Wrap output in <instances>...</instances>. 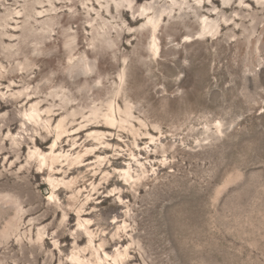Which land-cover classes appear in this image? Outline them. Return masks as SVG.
Returning a JSON list of instances; mask_svg holds the SVG:
<instances>
[{"label":"rangeland","instance_id":"obj_1","mask_svg":"<svg viewBox=\"0 0 264 264\" xmlns=\"http://www.w3.org/2000/svg\"><path fill=\"white\" fill-rule=\"evenodd\" d=\"M152 1L153 32L121 0H0V264H264V4L132 6ZM206 17L218 29L199 36ZM61 120L52 152L82 162H29Z\"/></svg>","mask_w":264,"mask_h":264},{"label":"bare ground","instance_id":"obj_2","mask_svg":"<svg viewBox=\"0 0 264 264\" xmlns=\"http://www.w3.org/2000/svg\"><path fill=\"white\" fill-rule=\"evenodd\" d=\"M122 1H124L125 2V4H128V6H129V9H130V11H131V16H132V18H134L135 16L137 17L135 20H133L132 22L133 23H135V22H137V20H142L143 18L144 19H146V23L144 24V26H148L149 27V30L151 31V32H153L155 29H156V25H157V23L159 22V20H160V17H161V12L160 11H158V10H156L155 9V4H157L156 2L157 1H152L151 3H147V4H143V5H140L139 7H138V9L137 10H135L134 11V6H132L133 5V3L135 4V3H140L141 1L143 2V1H145V0H121V2L119 3V2H115V8L116 9H119V10H121L122 8L120 7V6H123V2ZM172 1V3L174 4V5H176V3H175V1L174 0H171ZM182 1V0H181ZM185 1L187 2V0H183V2L181 3L180 2V5L181 4H186L185 3ZM199 1H201V0H199ZM213 1V0H212ZM212 1H211V3H212ZM240 1V3H242V0H239ZM127 2V3H126ZM225 2H229V1H225ZM255 2L257 3V4H259V5H263L264 3L263 2H261V0H255ZM197 3V2H196ZM122 4V5H121ZM178 4V3H177ZM199 4V3H198ZM1 5H2V3H1ZM136 5V4H135ZM164 5V4H163ZM197 5V4H196ZM170 6V5H169ZM173 6V5H172ZM178 6V5H177ZM181 6H183V5H181ZM180 6V7H181ZM186 6V5H185ZM198 6H200V5H198ZM164 8H165V6H163ZM176 7V6H175ZM121 8V9H120ZM167 9H168V7H166ZM170 8V7H169ZM174 8V7H173ZM179 8V7H178ZM161 9V8H160ZM166 9V10H167ZM170 10V9H169ZM107 11V10H106ZM124 11H126V10H124ZM168 11V10H167ZM172 11V10H171ZM197 11V10H196ZM212 11H216L215 10V8H212ZM108 12V11H107ZM196 13V12H195ZM17 14H18V12H17ZM149 14H151L152 16H148ZM197 14V13H196ZM118 16H120L119 14H118ZM225 20V19H224ZM226 21V20H225ZM109 24V23H108ZM202 24H203V28H202V30H201V32H199V36H205V35H208L209 33H212V32H214V33H216V31H217V29H218V25H217V21H214V20H211V21H208V18L206 17V18H203V20H202ZM144 26H141V28L140 29H143V27ZM110 29H111V27H110ZM148 29V28H147ZM146 29V30H147ZM139 30V29H138ZM149 30H147V31H149ZM111 31V30H110ZM141 31H145V30H141ZM148 33V32H147ZM5 34H7V33H5ZM149 34V33H148ZM9 36V35H8ZM198 36V37H199ZM10 38L12 37L11 35L9 36ZM152 38V37H151ZM156 38V37H155ZM149 40V39H148ZM151 40V39H150ZM156 41H154L153 43H155ZM156 44H158V43H156ZM154 45V44H153ZM158 49H160V48H158ZM24 51V50H23ZM153 51L155 52V53H158L157 51V46H154L153 47ZM153 53V52H152ZM80 57V56H79ZM78 57V63H79V65L80 66H78V65H76V66H78L79 68H85V67H87V61L86 60H84L85 59V57H80L79 58ZM27 58V57H26ZM72 58V57H71ZM84 58V59H83ZM29 59V58H28ZM35 59V58H34ZM33 59V60H34ZM29 60H32V59H29ZM35 61V60H34ZM33 61V62H34ZM33 64H35V63H33ZM21 70V69H20ZM7 77V76H6ZM1 80V79H0ZM6 80V79H5ZM8 80V79H7ZM121 80V79H120ZM8 81H10V80H8ZM8 88H9V86H7ZM23 90H24V88H23ZM14 93V92H13ZM10 94V96L13 98V99H15V101L17 100V99H19L21 96H24V97H27L28 99L27 100H29V102H31L33 99H32V96H31V94L32 95H34L35 96V93L34 92H32V93H24V91H17V93L16 94ZM31 96V97H30ZM34 98V97H33ZM21 99V98H20ZM9 102V101H8ZM12 102V101H11ZM14 102V101H13ZM17 102V101H16ZM107 103H109V104H106L107 106H105L106 107V109H105V113H101V112H99V111H101V110H93L94 112H93V115H95L96 117H97V114H98V112L100 113L99 115H98V117H100V118H102L104 121H105V123L104 124H106V125H108L109 127H112L117 121H116V119L112 116V110H113V108H112V106H111V102L109 101V102H107ZM38 105H39V103H37V102H35L34 104H31V106H30V110L28 111V112H25V113H23L22 114V118H24L23 120H26V121H29V122H32V123H34V124H37L38 122H40V121H42V118L40 117V109L38 108ZM112 105H113V103H112ZM115 107V106H114ZM118 107V106H117ZM125 107H127V105L125 106ZM119 108V107H118ZM117 108V109H118ZM120 109L121 108H119V114H126V115H129V110H128V108H124L125 110L123 111H120ZM53 111L51 110V107H48V108H46V110H45V113L46 114H50V113H52ZM90 114V113H89ZM115 114V113H114ZM19 115H20V112H19ZM18 115V116H19ZM56 115V114H55ZM130 116V115H129ZM17 117V116H16ZM83 117V116H82ZM89 117H91V116H89ZM13 119V118H12ZM15 119V118H14ZM19 119H21V118H18V120ZM86 119H88V117L86 118ZM93 119V118H92ZM124 119V118H123ZM121 120V122H129V121H126V119H124V120ZM98 120V119H97ZM118 120V119H117ZM22 121V120H21ZM87 121V120H86ZM90 121V120H89ZM20 122V121H19ZM49 122L50 121H48V119L47 120H45V121H43V124H44V127L46 128V129H48L49 128ZM22 123H27V122H22ZM31 123V124H32ZM28 124V123H27ZM33 124V125H34ZM26 125V124H25ZM81 125V124H80ZM120 125V124H119ZM219 125V124H218ZM64 127H65V124H64V121L63 120H61V121H59L57 124H56V126H55V130H56V134H55V136H56V139H54L55 141L52 143V145L50 146V154L48 155V157L46 156V155H43L42 154V152L40 153L39 151H38V149H34V151L32 152V153H30L31 155L30 156H28L29 158V162H30V159L31 158H33V157H37V158H40V162L41 163H43V164H45L46 163V161L47 160H49V163H50V169H51V166L56 162V161H58V159L59 158H61V157H65V161L67 162V165L68 166H70V165H72V164H75V163H81L82 161H81V159H82V155L81 154H79V153H77L76 154V156L75 157H71L70 155L69 156H67V154L66 155H62V154H59V155H54L53 154V150H54V148L56 147V141L61 137V135L62 134H65V133H67V131L66 130H64ZM98 127H102V126H98ZM114 127V126H113ZM219 127V126H218ZM26 129V128H25ZM79 129H81V130H83L84 129V126H79ZM78 130V129H77ZM132 132H134L133 130H132ZM82 132H78V134H81ZM89 136H91V134L89 135ZM103 136H104V134H102V133H98V132H93V135H92V139L93 140H95L96 142H98V143H100L102 140H103ZM14 138V137H13ZM20 138V137H19ZM13 140V139H12ZM100 144H104L105 146H108V144H105L104 142H101ZM2 149V148H1ZM0 149V150H1ZM18 151V150H17ZM89 152H92V149H90V150H87L86 149V151L84 152L85 154H87V153H89ZM133 157H134V155H132ZM37 160V159H36ZM135 162H137V165H140L141 163L137 160V161H135ZM39 163V162H38ZM28 164V163H27ZM40 165V164H39ZM42 165V164H41ZM40 165V166H41ZM143 165V164H142ZM122 174H123V178H124V180L126 181V182H128L129 180H132L133 181V176H131L130 174H129V169H127V170H122ZM48 181H49V183L51 184V185H53L55 182H57L55 179L53 180V179H51L50 177L48 178ZM63 187H65V188H69L70 186H71V182H65L64 180H62L61 181V183H60ZM58 185V183H56V185H53V188L55 187V186H57ZM54 197H55V194L54 193H51L50 194V198L51 199H54ZM68 205V204H67ZM70 205V204H69ZM71 207V206H70ZM79 211V210H78ZM78 211H77V213H78ZM44 215V214H43ZM42 215V216H43ZM41 217V216H40ZM44 218V216L42 217V219ZM36 220H40V219H36ZM51 225V224H50ZM51 227V226H50ZM92 226H90V220L89 219H83V221L82 222H80L79 223V225H78V229H76L75 231V234L77 235V234H79V233H82V232H84L85 234H87V235H90V233L91 232H89L90 231V228H91ZM47 228V227H46ZM56 229H58V228H56ZM56 232H57V230H55ZM39 234V233H38ZM38 234H37V236H38ZM55 234H57V233H55ZM58 236L60 235V233L59 234H57ZM80 235V234H79ZM82 235V234H81ZM55 236V235H54ZM78 236V235H77ZM91 236V235H90ZM88 237V236H87ZM37 238H40L41 239V235H39V237H37ZM56 238V237H55ZM58 238V237H57ZM89 239V238H88ZM41 243V242H40ZM43 244V243H42ZM45 245V244H44ZM75 245H76V243H75ZM88 246V245H87ZM89 246L92 248L93 247V242L89 239ZM101 246V245H100ZM99 246V247H100ZM34 248V247H33ZM32 248V249H33ZM75 247L73 246V249H74ZM85 248V247H84ZM77 249V248H76ZM83 249V248H82ZM90 249V248H89ZM125 249V248H124ZM78 250V249H77ZM94 250V249H93ZM81 251V250H80ZM91 251H92V249H91ZM76 252V251H75ZM80 253V252H79ZM85 253V252H84ZM52 254V253H51ZM125 254V253H124ZM105 255V257H108V255L105 253L104 254ZM120 256V255H119ZM50 257H51V255H50ZM69 257H71L70 258V260H71V262H73L74 264H86L87 263V261H84V259L82 258H80L78 255H76V254H72V256H69ZM82 257V256H81ZM122 257V256H121ZM120 257V258H121ZM126 257V256H125ZM114 258V257H113ZM116 258V257H115ZM69 259V258H68ZM86 259V258H85ZM108 259H109V257H108ZM118 259H119V257H118ZM125 259V258H124ZM33 260H34V258H33ZM112 260V259H111ZM119 260H121V259H119ZM123 260V259H122ZM51 261V260H50ZM102 261V260H101ZM34 262H36L35 260H34ZM45 262H47V261H45ZM121 262V261H120ZM90 263V262H89ZM88 263V264H89ZM96 263H97V261H96ZM48 264V263H47ZM70 264H72V263H70ZM94 264V263H93ZM116 264H117V262H116Z\"/></svg>","mask_w":264,"mask_h":264}]
</instances>
